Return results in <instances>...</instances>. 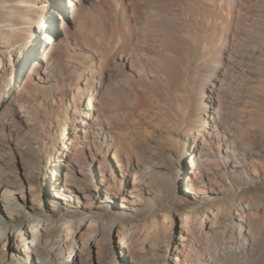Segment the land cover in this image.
I'll return each instance as SVG.
<instances>
[{"label":"bare ground","instance_id":"bare-ground-1","mask_svg":"<svg viewBox=\"0 0 264 264\" xmlns=\"http://www.w3.org/2000/svg\"><path fill=\"white\" fill-rule=\"evenodd\" d=\"M58 16L63 34L52 26ZM255 101L264 104V0H0L5 141L32 132L47 150L56 126L41 108L74 107L57 156L67 168L54 204L64 222L34 221L30 176L0 173V264H264V206L238 186L264 176ZM179 166L199 205L223 203L180 215L176 229L159 220L142 237L116 219L115 234L99 228L127 210L150 218L153 173L176 176ZM93 168L102 178L86 184ZM20 213L14 229L8 219ZM75 214L84 217L71 230Z\"/></svg>","mask_w":264,"mask_h":264},{"label":"rangeland","instance_id":"rangeland-1","mask_svg":"<svg viewBox=\"0 0 264 264\" xmlns=\"http://www.w3.org/2000/svg\"><path fill=\"white\" fill-rule=\"evenodd\" d=\"M61 17L58 16L55 22L52 24L56 30L61 31ZM59 32V31H58ZM66 79L68 77L66 76ZM70 82V81H69ZM73 83V82H72ZM74 84V83H73ZM68 87V86H66ZM258 107L254 108L255 115L252 116V124H262L264 123V104L255 101V104ZM74 108V107H72ZM64 108L63 110L58 109L57 105L47 106L41 108V114H51L53 119V124L56 126L55 135L51 136L52 140L49 149L43 150L38 146V138L36 133H29L30 141L24 140L21 135L20 138L17 136V140L14 137V140L10 144L5 141V136H8V131L4 128L2 130V126L0 125V170L3 172V180L9 181L13 180V177H19L21 179L26 180V174L30 176L31 186L33 191L28 190V198L33 200V195L36 196L37 199V212L35 214L34 221L42 220V222H50L54 224H58L64 222V219L61 217L58 210L54 204H56V195L58 192H64L63 186L60 184L61 180L65 178V172L67 170L66 165L63 164L59 166V161L57 160V156L59 153V149L62 147L63 143L68 140L69 136L72 134V121L71 114L73 109ZM13 112V111H12ZM254 113V112H253ZM58 116V117H57ZM30 117V124L23 123V128L25 129H33V126H37L36 121L28 116V120ZM42 117H40V120ZM38 120V119H37ZM60 121V125L57 122ZM248 121V119H245ZM249 125V124H248ZM54 132V131H53ZM19 133V132H18ZM180 139L186 143L187 135L183 131L180 132ZM20 140V141H19ZM5 141V142H4ZM26 143V145H25ZM186 144L182 145V150H185ZM24 147V148H23ZM257 160L264 163V147H258L256 149ZM11 157V158H10ZM185 158H187L185 156ZM57 161V162H56ZM174 160L171 159L170 163H167L168 166H173L172 162ZM53 165V166H52ZM61 165V164H60ZM181 165H183L181 163ZM75 167V165L73 166ZM5 168V169H4ZM8 168V169H7ZM63 168V169H62ZM184 167L179 166L177 175H173L168 172L167 168H161L157 170L152 175V181L154 183V188L148 191L147 197L144 205H146L150 211V218L145 217L139 212L127 210L128 213L125 215H119L116 218L111 216H106L103 224L99 227L103 229L104 233L107 234H115V230L113 231L112 225L113 220L116 219L118 225H125L131 227V234L139 235L148 230L151 231L155 228L156 222L159 220H166V225H170L176 229L177 223H179V216L185 214H194L196 212H201L203 207H216L218 203H223L220 198H212L209 199L204 205H199L198 201L191 198V193L186 190L187 186L184 181ZM59 169V171H57ZM92 175L90 174L84 181L86 184H96L98 180L102 177L99 174H96L97 169H92ZM236 178L241 179L239 173H235ZM83 179L81 173H78V179ZM184 181V182H183ZM27 182V180L25 181ZM112 189L115 191L119 188V184L112 183ZM29 188V185H27ZM252 201L257 202L264 206V176H260L258 179H250L249 184L240 183L238 184ZM11 188H15V186H11ZM78 188V186L76 187ZM155 189V190H154ZM182 191V192H181ZM185 193L190 195L185 196ZM18 196V202H21V195L16 194ZM20 196V197H19ZM105 196V195H104ZM195 195H192L194 197ZM103 197V195H102ZM1 198V194H0ZM55 199V200H54ZM89 201V200H87ZM76 202V201H75ZM29 203V201L27 202ZM115 204L112 202H107L108 205ZM88 207V206H85ZM1 209V208H0ZM84 211V210H83ZM0 212H2L0 210ZM87 211L82 213L86 214ZM42 213V214H41ZM15 214L12 218L8 219V223L14 227V229H20L24 218L21 215ZM80 214H75L73 219L70 222L66 223L67 228L73 230L77 225L78 221L81 217H84ZM156 218V219H155ZM92 220L96 219V217H92ZM149 219V220H148ZM151 219H155L152 223ZM146 220V221H145ZM7 223V224H8ZM95 223V222H94ZM145 223V224H144ZM97 224V223H96ZM151 229V230H150ZM3 229H0V237L4 235ZM162 232H158L157 234H152V236L148 237L147 241H156V235H160ZM163 235V234H161ZM139 237V238H141ZM138 238V239H139ZM155 238V239H154ZM103 240V241H102ZM100 241V243H104V238ZM103 249H101L102 251ZM43 252V253H42ZM42 256L45 255L46 251H42ZM114 252L116 254V260L118 262L123 261L124 254L122 253L119 247L114 248ZM99 255V249L97 246L92 247V260L97 262V257ZM92 261V262H93ZM87 262L86 264H89ZM33 264V263H32ZM97 264V263H94Z\"/></svg>","mask_w":264,"mask_h":264}]
</instances>
